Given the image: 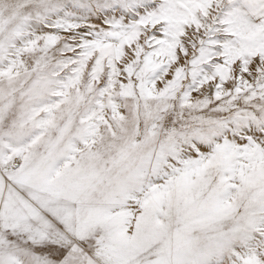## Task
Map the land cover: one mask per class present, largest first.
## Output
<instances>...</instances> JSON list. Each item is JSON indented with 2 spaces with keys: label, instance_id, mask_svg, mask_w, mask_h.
<instances>
[{
  "label": "snow or ice",
  "instance_id": "6c2138e0",
  "mask_svg": "<svg viewBox=\"0 0 264 264\" xmlns=\"http://www.w3.org/2000/svg\"><path fill=\"white\" fill-rule=\"evenodd\" d=\"M0 264H264V0H0Z\"/></svg>",
  "mask_w": 264,
  "mask_h": 264
}]
</instances>
